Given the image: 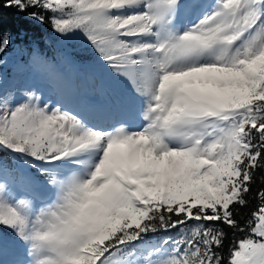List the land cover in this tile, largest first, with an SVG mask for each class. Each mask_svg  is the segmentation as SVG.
Returning <instances> with one entry per match:
<instances>
[{"label": "snow or ice", "instance_id": "obj_1", "mask_svg": "<svg viewBox=\"0 0 264 264\" xmlns=\"http://www.w3.org/2000/svg\"><path fill=\"white\" fill-rule=\"evenodd\" d=\"M0 264H264V0H0Z\"/></svg>", "mask_w": 264, "mask_h": 264}, {"label": "trees", "instance_id": "obj_2", "mask_svg": "<svg viewBox=\"0 0 264 264\" xmlns=\"http://www.w3.org/2000/svg\"><path fill=\"white\" fill-rule=\"evenodd\" d=\"M5 19L7 21H9V25L8 26H11V22L15 20V16H14L13 10H11V9L5 10ZM41 31H43V29H41ZM231 238H232V234L229 233V240H231Z\"/></svg>", "mask_w": 264, "mask_h": 264}, {"label": "rangeland", "instance_id": "obj_3", "mask_svg": "<svg viewBox=\"0 0 264 264\" xmlns=\"http://www.w3.org/2000/svg\"><path fill=\"white\" fill-rule=\"evenodd\" d=\"M95 81H96V83L94 84V83H86L85 84V87L86 88H88V89H92V88H94V87H96V84H99L100 83V79H99V77H96L95 78ZM108 84H107V82H105L104 83V87L105 88H108ZM101 97L100 96H96V97H94V99H100Z\"/></svg>", "mask_w": 264, "mask_h": 264}]
</instances>
